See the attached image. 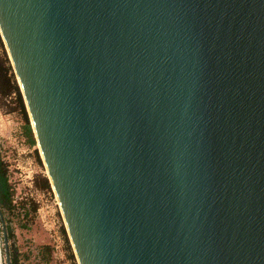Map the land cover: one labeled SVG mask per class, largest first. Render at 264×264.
<instances>
[{
    "label": "water",
    "instance_id": "1",
    "mask_svg": "<svg viewBox=\"0 0 264 264\" xmlns=\"http://www.w3.org/2000/svg\"><path fill=\"white\" fill-rule=\"evenodd\" d=\"M0 37L77 264H264V0H0Z\"/></svg>",
    "mask_w": 264,
    "mask_h": 264
},
{
    "label": "rangeland",
    "instance_id": "2",
    "mask_svg": "<svg viewBox=\"0 0 264 264\" xmlns=\"http://www.w3.org/2000/svg\"><path fill=\"white\" fill-rule=\"evenodd\" d=\"M0 40V62L4 58L9 62ZM0 158L13 192L11 209L1 210L8 254L16 253V264H72L70 255L76 263L36 142L31 143L25 134L14 94L0 96ZM43 179H47L48 188H44ZM0 253L5 264L1 225Z\"/></svg>",
    "mask_w": 264,
    "mask_h": 264
},
{
    "label": "trees",
    "instance_id": "3",
    "mask_svg": "<svg viewBox=\"0 0 264 264\" xmlns=\"http://www.w3.org/2000/svg\"><path fill=\"white\" fill-rule=\"evenodd\" d=\"M0 46H1V40H0ZM11 94H14L18 109L23 116L25 134L27 135L29 141L31 143H34L35 140L26 113L25 105L21 93L19 91V87L12 73V68L10 63L6 58H4V61L0 62V96H3L5 98V97H9ZM43 180H44L43 181L44 188H48L49 184L47 179H43ZM12 196H13V192L10 189V185L7 183V177L5 174L4 166L0 158V211L2 209H9V210L11 209ZM63 235L65 236L64 231H63ZM70 258L73 262L72 264H76L73 261L74 260L73 255H70ZM9 259H10V264H16L17 261L16 253L14 252L11 253V255L9 254Z\"/></svg>",
    "mask_w": 264,
    "mask_h": 264
}]
</instances>
